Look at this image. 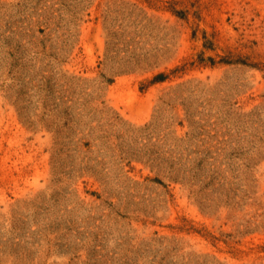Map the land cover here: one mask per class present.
Returning a JSON list of instances; mask_svg holds the SVG:
<instances>
[{"label": "rangeland", "instance_id": "374dc122", "mask_svg": "<svg viewBox=\"0 0 264 264\" xmlns=\"http://www.w3.org/2000/svg\"><path fill=\"white\" fill-rule=\"evenodd\" d=\"M0 264H264V0H0Z\"/></svg>", "mask_w": 264, "mask_h": 264}]
</instances>
